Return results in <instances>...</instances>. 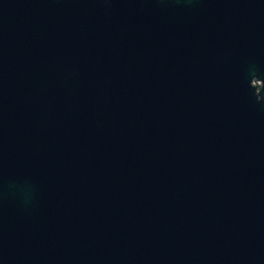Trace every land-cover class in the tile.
<instances>
[{
	"label": "water",
	"instance_id": "obj_1",
	"mask_svg": "<svg viewBox=\"0 0 264 264\" xmlns=\"http://www.w3.org/2000/svg\"><path fill=\"white\" fill-rule=\"evenodd\" d=\"M0 264H264V0H0Z\"/></svg>",
	"mask_w": 264,
	"mask_h": 264
}]
</instances>
